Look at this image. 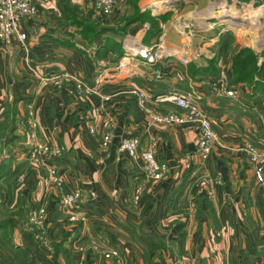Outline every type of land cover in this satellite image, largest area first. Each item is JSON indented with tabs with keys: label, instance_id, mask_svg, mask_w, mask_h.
<instances>
[{
	"label": "crops",
	"instance_id": "1",
	"mask_svg": "<svg viewBox=\"0 0 264 264\" xmlns=\"http://www.w3.org/2000/svg\"><path fill=\"white\" fill-rule=\"evenodd\" d=\"M64 1L48 0L21 21L20 28L27 34L25 50L15 42L0 43V145L5 149L0 163L14 171L9 179L1 176L0 182L10 184V193L1 184L0 195L12 194L15 198L11 205L20 200L27 211L43 205L54 221L52 239L56 232L67 247L95 239L103 248L121 249L137 262L135 253L146 251L149 259L155 251L140 238L144 231L170 244L159 251L173 264H264V177L262 183H256L247 157L234 150L242 143L264 150V93L244 83L232 84L237 96L234 100L208 91V84L219 76L217 66V71L187 73V65L206 67L210 58L215 59L222 39L249 46L250 42L244 43L248 37L231 29L239 19L228 13L232 7L229 4L238 0H153L143 6L150 15L170 14L169 20L159 24L160 32L145 40L142 37L147 22L129 27L140 44H160L162 59L156 66L164 75L160 80L138 57L129 61L125 71L116 70L117 60L109 62V52L95 57L93 48L62 16ZM87 2L69 0L80 14ZM254 12L256 25L253 20L249 27L256 29V34L246 31L247 36L253 34L257 52L264 46V0ZM101 44L96 41L97 47ZM180 56L185 57L186 64H180ZM63 72L89 85L97 84L99 93L79 101L70 79L63 80L57 89L43 79ZM256 82L264 84V63L259 65ZM135 87L145 89L148 98L193 93L219 132L222 146H214L202 163L192 161L189 167H181L180 157L195 149V128L188 124L145 128L143 114L129 91ZM101 94L109 99L102 102ZM29 101L40 139L62 147L59 157H44L37 162L27 158L23 122ZM100 104L96 121L108 115L113 123V139L105 149L86 129L93 109ZM161 106L177 110L169 103ZM152 134L157 137L156 157L169 167L158 181L144 179L138 156L129 157L117 149L121 136L137 137L139 149H144ZM198 172L217 177L221 184L196 187ZM50 173L60 179L59 187L47 182ZM19 174L23 182L17 185L15 177ZM76 187L83 193L94 190L96 198L80 207L79 219L72 223L62 219L57 206L60 195ZM137 188L139 199L133 204ZM9 200L11 197H6ZM83 261L80 255L78 264Z\"/></svg>",
	"mask_w": 264,
	"mask_h": 264
},
{
	"label": "built area",
	"instance_id": "2",
	"mask_svg": "<svg viewBox=\"0 0 264 264\" xmlns=\"http://www.w3.org/2000/svg\"><path fill=\"white\" fill-rule=\"evenodd\" d=\"M48 0H0V43L10 45L15 42L25 50V41L27 34L20 28L23 19L36 13L39 6L45 4ZM118 0H92V9L97 15L106 16ZM129 37V36H128ZM125 41L123 46V55L119 58L115 68L118 71H125L130 60L138 57L143 65L155 68L162 58L161 46L158 42L150 45H142L134 38ZM180 64L185 63V58H178ZM131 72V71H130ZM160 69L153 70L155 79L163 78ZM178 79H182L180 74H176ZM48 80L54 88H59L63 80L70 79L75 98L82 101L89 94H98L97 84L89 85L80 77L71 75L67 72L60 74H48L43 77ZM226 78L222 73L214 78L208 84V91L215 95H224L234 100L237 99L234 88L226 83ZM130 93L135 98L137 108L143 114V125L149 128L155 124L163 125H192L196 129L195 149L193 152H187L180 157L179 164L184 168L189 167L194 160L203 161L211 151L214 144L220 145L218 135L213 129L212 123L206 116L203 109L199 106L196 97L190 92H173L166 95L156 96L149 101L146 90L143 88H131ZM102 102L109 99L108 95H99ZM169 103L177 110H164L155 104ZM101 104L93 109L92 118L86 129L90 136L98 137L101 148H107L113 139V123L110 118L104 117L96 121L98 109ZM25 146L27 147V158L32 162H37L44 157L56 158L62 153V147L52 146L51 144L40 140L38 134V123L34 116L32 102L26 103V115L24 118ZM99 127V129H98ZM151 140H153L150 136ZM140 140L133 136H121L118 139L117 149L126 153L129 157L138 156L140 159V168L146 181H157L164 177L169 167L166 162L159 160L155 155L154 141L149 142L144 149H139ZM237 151L246 155L249 163L252 165V175L256 183H262L264 177V150L256 148L250 143H244L236 148ZM23 176L21 174L15 177V183L21 184ZM47 182L60 186V179L54 173H50ZM221 184L217 177L206 179L198 177L196 184L198 187H205L208 183ZM140 188L136 189L132 202L138 200ZM96 198V192L89 190L85 193L78 187L73 188L60 195L57 209L62 219L68 222H77L79 219V209L85 203ZM27 229L39 248L42 250L48 248L51 232L54 227V221L47 215L46 208L43 205L31 208L26 215ZM90 249H93L102 260L111 261L112 264H127L126 259L121 255L117 248H103L95 239L89 241ZM78 250L82 247L78 246ZM264 252V248H263ZM82 253V252H81Z\"/></svg>",
	"mask_w": 264,
	"mask_h": 264
},
{
	"label": "rangeland",
	"instance_id": "3",
	"mask_svg": "<svg viewBox=\"0 0 264 264\" xmlns=\"http://www.w3.org/2000/svg\"><path fill=\"white\" fill-rule=\"evenodd\" d=\"M87 1H88L87 2L88 4H86L85 7H83L82 14L83 15H89L90 19L94 22L96 29H104V31H105L102 34L103 36L96 38L93 45H91L90 47H92L93 51H94V49L97 47L96 41H98V40L101 41V43H102L101 47H104V40H106V38H107L109 41L111 40L114 43H118L120 50L122 51L120 57L123 55V46L125 45V41L130 40L131 39L130 36L132 38H134V36H136L135 35L136 33L134 34V32H132L130 30V28H129L130 25H132L134 23L142 24L144 22H147L148 23V29L145 30L144 36L142 37L145 40L147 35H149V30H151V31L153 30L152 33L155 32L156 30H158L157 32L159 33L160 32L159 24L165 23L170 18V14L168 12H163L162 14H157V15H150L148 9H146L143 6H145L146 4H148L149 2H151L153 0H118L114 4V6L112 7L111 11L106 16L97 15L92 9V4H91L92 0H87ZM64 2L62 5L65 4L66 6H69V5L74 6V5H71L69 3V0H67L65 3ZM261 2H262V0H238V2L235 1V2L229 4V6H231V4H232V7L230 8V12H228V13L233 15V17L239 19L238 22L233 23V25H232L233 28H231V29H233L234 31L238 30L239 31L238 33H241L244 35L243 37H248L245 39L244 43L250 42V44H248L249 46H246V45L245 46L244 45L238 46L236 44L233 45L232 43H230L231 39H226V38L224 40L222 39L221 40L222 42H220V44H219L220 45L219 46L220 51L218 53L219 55H217V57L215 59L210 58L208 60V62L210 60H213V62L210 61L211 65H214L216 70L219 68L218 69L219 73L221 70V73L225 76V78L227 80L226 83L228 85H232L229 83L230 79H231V75H232V63H233L232 55L237 49H240V48L249 49L253 53V55L255 56V66L260 65V67H261L262 63H264V46H262L261 49L256 52V43H255L256 40L252 37L253 34H256V29L251 30V28L249 27V26H251V24H252L251 22H253V20H254V23L256 25V13L254 11L256 9V6L261 5ZM253 14L255 16H252ZM140 18H141V20H140ZM248 22H250V23H248ZM255 28H256V26H255ZM249 29L253 33L252 34L251 32H249V33H251L250 34L251 36H247L248 32L246 30H249ZM130 34H132V35H130ZM139 43H141V42H139ZM224 43H226L225 44L226 46L223 47ZM86 53L87 52L84 51V54H86ZM109 54H110L109 55V59H110L109 62H112L113 59L118 61L120 58V57L119 58L115 57L116 53H109ZM220 57H223V59ZM222 60L224 62V69L223 70L221 69ZM186 63L187 62L185 61L184 64H186ZM184 64H182V65H184ZM144 66L149 67L148 65H144ZM192 66H193L192 64L187 65L188 68H190ZM154 69H156V67L152 68L151 74H153ZM254 77H255L254 79H256V74H254ZM176 78L178 79V77H176ZM160 79H163V78H160ZM160 79H157V80H160ZM179 80H181V79H179ZM246 87H248V85H246ZM152 99L153 98H149V101L151 102ZM161 104L162 103H158L155 105H157L158 107L161 108L162 107ZM168 110H173V109L169 108ZM104 117L110 118L108 115H103V116L99 117V119L104 118ZM98 129H99V127H98ZM213 129H214V127H213ZM215 131L218 135V141H219L220 145L222 146L220 136H219V132L217 130H215ZM150 136L153 140L150 139V141H148L147 145L151 141H154V145H156L157 137L153 134ZM243 144L244 143L235 145L234 150L236 152H239L236 150V148L239 145H243ZM220 145L214 144L212 146V148H214V146L218 147ZM2 148H3L2 145H0V154H3V152H4L3 150H5ZM212 148H211V151H212ZM26 151H27V148H25V152ZM193 151H191V152H193ZM211 151L209 152V154L211 153ZM7 152L8 151L6 150V153ZM188 152H190V151H188ZM239 153H241V152H239ZM209 154H208V156H209ZM208 156L206 158H208ZM206 158L203 161H205ZM203 161L194 160L193 162L194 163H199V162L202 163ZM180 166L183 167L182 165H180ZM251 167H252V165H251ZM198 177H205L206 179L215 178L210 174L207 175V174H202L201 172H198V174L196 175V178L194 179L195 184H196V180ZM149 181H151V180H149ZM219 181H220V179H219ZM1 184L5 185V184H3V182H0V185ZM17 185H19V184H17ZM211 185H213V183L209 182L207 184V186H205V187H210ZM217 185H220V184H217ZM195 186L198 187L197 185H195ZM199 188H202V187H199ZM8 196L11 197V199H12L11 203L9 205L7 202L2 204L1 201L4 199H5L4 201H6V197H8ZM14 198L15 197L12 194H9V195L8 194H5V195L1 194L0 195V223H2V224L6 223V227H7L5 230L0 228V235L3 233V231H5L7 233V235L10 237L12 243L14 241L15 243H18L21 246L29 247L31 261L33 264H63V259L59 258L57 250H56V244L61 243V241L59 239V238H61L60 237L61 235H56V232H55V234H53L54 239H52V234H51L49 246H48V248H45L46 251L44 249L42 250L41 248H39L37 246V243L32 238H30V235L26 232V229H27L26 215H27L28 211H27V209H25L24 206H22V203L20 200H18V202L21 204V206H20L21 209H19L17 206H15V204L11 205ZM138 199H139V195H138ZM15 201H16V199H15ZM133 204H135V203H133ZM9 207H13V208H9ZM31 208H34V207H30V208H28V210H30ZM10 221H12V223ZM26 233L29 235L28 237L26 236L27 235ZM20 236L25 238L27 240V242H24L20 238ZM140 238L144 239L148 242H151L152 244L157 245V247H158L154 252H152L153 255L151 257H149V260H150L149 264H153L152 262H154L155 259L157 260V261L156 260L155 261L158 262L157 257L163 253V251L160 252L159 249H162V248L167 249L170 245V244L162 243L161 240L158 239L156 236L148 234L144 231H141ZM30 241H31V243H30ZM80 243L81 244H76V243L70 244V247L69 246L67 247L66 244L62 245L61 249H63V250L67 249L69 252V256H70L69 264H78V257H80V255H82V257H84L83 264H87V261L90 259L94 261V264H112L111 261L102 260L98 256V254H96V252L93 249H90V247H89L90 242H80ZM78 246L82 247L81 251L77 249ZM261 250L263 252V247L261 248ZM1 251L4 252V247L0 248V252ZM119 251H120L121 255L126 259L127 264H134L136 262V261H132L133 259H130V257L128 255H126L124 252H122L121 249H119ZM9 253L11 255V253H13V251L9 252ZM143 254L142 253H135L136 258H139V259H136L138 264H142V263L144 264V259L142 257ZM161 258H163V257H161ZM163 259H164V261H166L169 264L174 263L170 259L169 260H167L165 258H163ZM18 262H19V258L13 259V263H18Z\"/></svg>",
	"mask_w": 264,
	"mask_h": 264
},
{
	"label": "trees",
	"instance_id": "4",
	"mask_svg": "<svg viewBox=\"0 0 264 264\" xmlns=\"http://www.w3.org/2000/svg\"><path fill=\"white\" fill-rule=\"evenodd\" d=\"M62 16L64 19H67L69 21V24L75 27V31L80 36V39L86 43V45L91 46L93 45L96 38L103 36L104 29H96L94 22L90 19L89 15H83L82 13L78 11L76 6H65L61 9ZM137 19V18H136ZM141 20V18H140ZM153 31V30H152ZM151 30H149V35H147V39L151 36L156 35L158 33L156 30L152 33ZM108 39L104 40V47H96L93 51L95 57H102L109 53H116L115 57L119 58L122 51L120 50V47L118 43H114L111 40L107 41ZM226 43H224L223 47L226 46ZM117 51V52H116ZM84 53V51H83ZM233 63H232V75L230 79V84H238V83H244L248 85L253 91L260 90L264 93V84L256 82V79H254V74H258L259 72V66H255V56L253 53L247 49V48H240L237 49L233 55ZM213 62V60H210ZM210 61L208 62V65L206 67H195L192 66L190 68H187L188 75H194L197 73H205L207 70L211 69L213 71H217L214 67V65H211ZM11 175H14V171L9 169L8 166L5 163H0V177L3 176L4 179H9ZM1 188V186H0ZM5 188L8 192H10V184H6ZM1 202L4 204L7 202L8 204L11 203V200ZM15 206H17L19 209L21 204L19 202H16ZM12 223V221H10ZM0 228L5 230L6 223L2 224L0 223ZM0 248L4 247V252H0V264H33L31 261L30 256V249L29 247L20 246L19 244L11 241L10 237L7 235L5 231L0 235ZM61 243L56 244V250L58 253L59 258L63 259V264H69L70 262V256L67 249H61L62 245L64 244L62 240H60ZM147 248L156 250L158 247L157 245L152 244L151 242L146 241ZM11 255L9 252H12ZM9 253V254H8ZM144 253V254H143ZM142 257L144 259V264H149V259L147 258L146 251L143 252ZM19 258L18 263H13V259ZM158 262L156 264H169L166 261H164L161 256L157 257ZM88 264H94L93 260H89ZM134 264H138L135 262ZM143 264V263H142Z\"/></svg>",
	"mask_w": 264,
	"mask_h": 264
},
{
	"label": "bare ground",
	"instance_id": "5",
	"mask_svg": "<svg viewBox=\"0 0 264 264\" xmlns=\"http://www.w3.org/2000/svg\"><path fill=\"white\" fill-rule=\"evenodd\" d=\"M154 12V11H153Z\"/></svg>",
	"mask_w": 264,
	"mask_h": 264
}]
</instances>
